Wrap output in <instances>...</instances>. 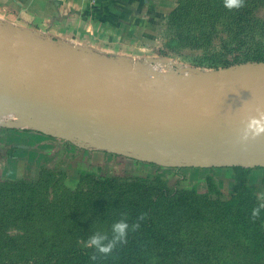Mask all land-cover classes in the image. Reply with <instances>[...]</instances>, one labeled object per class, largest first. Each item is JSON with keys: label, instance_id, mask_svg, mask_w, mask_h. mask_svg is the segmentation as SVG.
Listing matches in <instances>:
<instances>
[{"label": "rangeland", "instance_id": "1", "mask_svg": "<svg viewBox=\"0 0 264 264\" xmlns=\"http://www.w3.org/2000/svg\"><path fill=\"white\" fill-rule=\"evenodd\" d=\"M81 1L87 3L86 15L81 3L69 14L74 15L73 25L81 27L80 22L86 23L83 29L62 36L28 34L46 40L51 47L79 54L86 64H95L92 57L97 56L113 63L120 60L128 66L125 74L133 82L112 73L119 81H105L99 88L85 90L89 96L125 93L124 99L131 103H168L167 96L181 93L208 74H214L215 81L264 69V0H245L243 8L231 11L223 6V0ZM244 9L250 21L246 31L240 33L232 17ZM175 10L179 14L176 20L171 17ZM259 56L262 61H252ZM136 64H142V68H135ZM194 97L189 95L173 102L181 109L207 112L238 98H208L194 106ZM28 123L37 124L0 105V127L15 124L25 128ZM21 136L10 145L0 131V264H41L45 254L85 248L86 240L95 232L111 236V226L119 218L113 208L104 212L86 209L84 201L96 197V190L80 183L84 174L118 180L149 179L153 187L191 190L211 206L202 209V219L182 224L181 235L195 243L210 244L224 261L264 264V238L260 247H253L246 236L240 232L235 235V227L222 207L213 205L229 202L239 185L248 190L257 205L264 202V176L233 169L249 168L246 165H181L163 167L170 170L165 171L159 165H147L146 157H137L145 162L124 158L96 161L90 157L85 160L72 151L73 163L63 160L69 158L66 154L54 159V163L53 144L47 143L43 151L23 153L25 150L20 149L33 144L31 138L35 135ZM10 156L20 160L10 163ZM38 162L39 170L25 176L24 167ZM243 204L254 203L247 199ZM260 216L259 228L264 232V211ZM6 237L16 238L12 245L17 246H10Z\"/></svg>", "mask_w": 264, "mask_h": 264}, {"label": "water", "instance_id": "2", "mask_svg": "<svg viewBox=\"0 0 264 264\" xmlns=\"http://www.w3.org/2000/svg\"><path fill=\"white\" fill-rule=\"evenodd\" d=\"M92 60L95 64H86L79 54L0 25V105L37 122L25 128L87 142L102 151L146 157L152 163L264 168V134L241 139L248 118L264 111V69L247 70L251 77L215 81L214 74H208L209 85L199 80L167 96L168 103L143 104L126 101L125 93H117L119 101L116 94H84L105 81H119L112 73L134 81L122 61ZM189 95H195L194 106L208 98H238L207 112L181 109L173 102Z\"/></svg>", "mask_w": 264, "mask_h": 264}, {"label": "trees", "instance_id": "3", "mask_svg": "<svg viewBox=\"0 0 264 264\" xmlns=\"http://www.w3.org/2000/svg\"><path fill=\"white\" fill-rule=\"evenodd\" d=\"M171 17L179 19L178 11H173ZM232 19L239 32L244 33L250 21L248 11L244 9ZM234 34L238 36L236 31ZM252 61L260 62L262 58H252ZM233 169L243 174L253 170L251 167ZM80 183L90 184L96 190V197L84 201L88 211L104 212L113 208L118 220L126 214L130 225L136 223L142 213L146 214L145 219L140 221L139 229L129 231L127 243L118 246L108 257L97 254V259L92 261L90 257L94 249L69 248L41 256V264H237L220 259L210 244L195 243L181 235L182 224L202 219V209L211 206L193 191L153 187L149 179L118 180L95 174L81 175ZM237 188L229 202L218 201L213 205L222 207L235 227V235L240 232L253 247H260L259 243L264 238V232L259 228L261 216L255 221L251 219V210L257 203L243 185ZM247 199L254 204L244 205ZM6 238L10 246H17L12 245L16 238Z\"/></svg>", "mask_w": 264, "mask_h": 264}, {"label": "crops", "instance_id": "4", "mask_svg": "<svg viewBox=\"0 0 264 264\" xmlns=\"http://www.w3.org/2000/svg\"><path fill=\"white\" fill-rule=\"evenodd\" d=\"M80 3L83 4L82 8L84 12L83 14L85 16L87 3L86 1L83 2L81 0H0V25L15 31H24L30 34L47 33L48 35L56 36L57 34H60V36H62L68 31L75 32L81 29V27L83 29L86 26L85 22L84 24L80 22L81 27L78 25H73L72 19L74 15L69 14L71 13V11H73V9H75L76 5H80ZM68 16H71L70 19ZM0 131L2 132V136L6 138L7 143L9 142L10 145L12 141L15 140V137L21 135H23L21 137H29L30 135L32 137L33 135H35L31 138V140H33V144H28L21 149L19 148L20 150H25L23 153H25L26 151L33 153L37 152V150L43 151L47 143L53 144L54 150L52 154L54 155L52 156V161L54 163H57L54 159L58 158L59 156L65 157V154L66 156H69V158H63V160L73 163V158H71V155H73V153H71V151L77 152L78 154H80L79 156L85 160H87L89 157L91 159L93 158L92 160L96 161L111 158H124L127 160H132L133 162L136 160L145 162L143 160H139L142 159V157L140 156L138 159V156H135L133 154L102 151L96 149L87 142L78 141L76 139H59L58 137L51 136L40 130L30 128L12 129L8 127H0ZM13 146H15L14 142ZM13 148L18 149L17 147ZM11 160H17L18 162L20 158H11L10 156V163H12ZM146 163L147 165H159L162 168L172 167L169 165L152 163L148 161H146ZM40 167L41 165H39V162L37 164H32L31 166L24 167L27 172L25 176H29L30 173H36ZM164 170L170 171L167 168H165ZM252 172L259 176H264V168H253Z\"/></svg>", "mask_w": 264, "mask_h": 264}, {"label": "clouds", "instance_id": "5", "mask_svg": "<svg viewBox=\"0 0 264 264\" xmlns=\"http://www.w3.org/2000/svg\"><path fill=\"white\" fill-rule=\"evenodd\" d=\"M223 6L231 10H238L245 6V0H223ZM251 133V138L264 134V111L258 110V117H250L245 123L243 130L242 140L247 141ZM264 211V202L258 203L251 210V219L255 221ZM146 214H141L137 218V222L130 225L127 221L126 214L120 220L116 221L111 226V236L104 232H95L85 242V247L94 249V252L90 259L95 261L97 254L108 257L110 256L118 246L127 243V236L130 230L135 231L141 227L140 221L145 219Z\"/></svg>", "mask_w": 264, "mask_h": 264}, {"label": "bare ground", "instance_id": "6", "mask_svg": "<svg viewBox=\"0 0 264 264\" xmlns=\"http://www.w3.org/2000/svg\"><path fill=\"white\" fill-rule=\"evenodd\" d=\"M239 75L248 76V77H251L252 76L251 74H239ZM200 83L202 85H209L211 83V81L209 79H203V81L202 82L200 81Z\"/></svg>", "mask_w": 264, "mask_h": 264}]
</instances>
